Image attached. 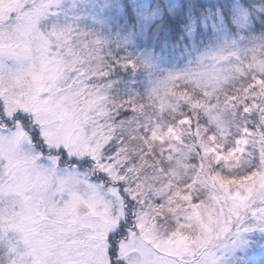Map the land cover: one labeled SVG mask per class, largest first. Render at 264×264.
Segmentation results:
<instances>
[{
  "label": "snow or ice",
  "instance_id": "snow-or-ice-1",
  "mask_svg": "<svg viewBox=\"0 0 264 264\" xmlns=\"http://www.w3.org/2000/svg\"><path fill=\"white\" fill-rule=\"evenodd\" d=\"M0 264H264V0H0Z\"/></svg>",
  "mask_w": 264,
  "mask_h": 264
}]
</instances>
